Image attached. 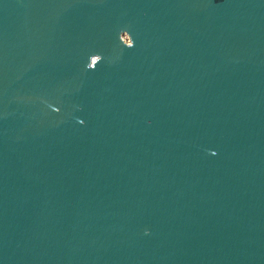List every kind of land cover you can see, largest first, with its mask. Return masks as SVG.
<instances>
[{"label":"water","instance_id":"95a60500","mask_svg":"<svg viewBox=\"0 0 264 264\" xmlns=\"http://www.w3.org/2000/svg\"><path fill=\"white\" fill-rule=\"evenodd\" d=\"M0 264H264V0H0Z\"/></svg>","mask_w":264,"mask_h":264},{"label":"clouds","instance_id":"9594fccd","mask_svg":"<svg viewBox=\"0 0 264 264\" xmlns=\"http://www.w3.org/2000/svg\"><path fill=\"white\" fill-rule=\"evenodd\" d=\"M212 155H215V153L213 152V153H211ZM145 234H147V233H145Z\"/></svg>","mask_w":264,"mask_h":264},{"label":"rangeland","instance_id":"374dc122","mask_svg":"<svg viewBox=\"0 0 264 264\" xmlns=\"http://www.w3.org/2000/svg\"><path fill=\"white\" fill-rule=\"evenodd\" d=\"M124 38H125V39H127V37H126V36H124Z\"/></svg>","mask_w":264,"mask_h":264}]
</instances>
